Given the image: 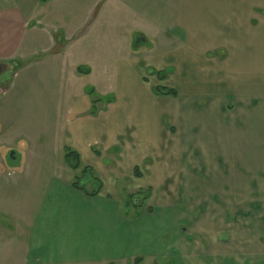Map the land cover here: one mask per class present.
I'll return each mask as SVG.
<instances>
[{
	"label": "crops",
	"instance_id": "1",
	"mask_svg": "<svg viewBox=\"0 0 264 264\" xmlns=\"http://www.w3.org/2000/svg\"><path fill=\"white\" fill-rule=\"evenodd\" d=\"M173 38L178 44L169 48ZM154 42L162 52L157 73L167 76L175 68L179 84L212 83L199 89L208 90L212 106L192 113L186 125L191 130L206 124L200 130L210 132L208 154L180 155L178 162L197 165L186 166L191 174L178 176L176 184L173 177L162 178L160 191L212 195V228H225V264H264V0H0V63L29 60L39 49L54 75L61 66L69 84L57 102L65 121L63 142H35L41 152L34 170L26 169L30 181L17 186L22 204L7 210V252L17 264H128L138 258L183 263L184 228L179 231L169 208L122 215L117 194L121 180L133 181L130 165H146L154 132L166 136L161 122H153L159 96L152 81H145ZM208 50L218 53L211 70L202 62ZM96 78L108 88L88 87ZM84 79L89 83L80 84ZM193 87L191 94L198 92ZM64 147L94 171L101 182L97 195L72 187L76 172L60 159ZM45 151L59 154V162ZM164 155L162 162L175 161ZM143 170L146 177L149 167ZM136 182L139 190L153 186Z\"/></svg>",
	"mask_w": 264,
	"mask_h": 264
},
{
	"label": "rangeland",
	"instance_id": "2",
	"mask_svg": "<svg viewBox=\"0 0 264 264\" xmlns=\"http://www.w3.org/2000/svg\"><path fill=\"white\" fill-rule=\"evenodd\" d=\"M175 40L176 42L173 40L170 42L169 48L178 44V40ZM148 46L150 45L147 43ZM149 52L153 54V66L148 68V78L145 81H152L154 91L156 88H170L176 92L177 96L156 97L158 99L154 97L153 122H161L166 131V138H157L154 132L153 147L149 151L146 150V165L149 167L146 177L144 176L146 171L143 170L146 165L133 164L134 166L130 165L132 169L131 178L133 179L131 181L133 183L131 181L127 183L129 179L121 180L118 183L117 194L120 200V213L130 215V209H135L133 212L138 214L140 210L148 212V209H151L153 214L156 215L169 208L168 213H170V216L175 221L180 222L179 231L184 228V233H181L184 238L182 240L184 245L181 248V254L183 253L184 256V261L181 259L182 264H225L223 255L225 228H212V195L174 193L167 196L160 191L162 178L173 177L176 184L178 176L188 177L191 174L192 170L187 169L186 166L197 165L194 162H190V164L189 162H178L177 158L180 155L187 158L202 154L203 150L206 151V155L208 154L207 150L210 146L207 142L210 132L200 130L206 124L200 126V123H195L196 128L191 130H188L186 125H189L192 113L197 115V111L212 106V96L208 95V90H199L208 88L212 83H193V80L189 79L188 83L179 84L175 68H173V73L168 72L166 78L160 81L156 75L159 66L157 67L155 61L157 57L161 56L162 52L157 42L151 44ZM105 53L108 54V52ZM163 54H165L164 50ZM216 54L218 55L212 50L202 52V62H206L204 65L208 70H211L212 57ZM8 65L9 68L4 67L0 70V264H17L20 263L19 259L9 257L11 253L7 252L9 244L12 243L8 239L10 233L7 228L10 227L12 220L7 210L9 208L14 209L18 205L17 203H21L22 195L17 186L20 182L27 183L30 181L25 177V172L26 169L27 171L34 170V161L41 152V148L38 147L39 143L42 141L40 144H45L48 140H56L61 144L63 142L62 127L65 121L61 113L63 110L62 105L60 107L57 102L60 103L66 97V87L69 84L67 85L65 82L61 66H59L57 74L54 75L52 72L53 67L46 62L42 50L39 49L36 50L34 57L31 59L16 60ZM190 78L193 77L190 76ZM90 81L94 84H90L88 87H92L95 91L102 88L107 89L109 86V84L102 83L99 78ZM83 83H89V80L80 81V84L83 85ZM193 86L198 92L191 94L189 92L194 91ZM159 93L161 92L159 91ZM199 94L203 97L199 98ZM108 95L111 96V92ZM230 105L228 104V107ZM59 109H61V112ZM142 117L141 115L137 116L138 119ZM179 125L184 126V129H180ZM3 134L6 138L2 136ZM202 135L204 137H201ZM28 137L30 139L29 143L26 141ZM200 138L203 141L201 143H199ZM33 141L34 143L39 142L35 143L37 146H34ZM8 145L12 146L8 147ZM167 153L175 157L173 163L162 162V155ZM59 154L61 161H63L64 149L62 154L61 152ZM47 155L54 156L58 161L56 152L48 153L45 151L44 156ZM29 166L31 167L28 169ZM135 168L139 170L140 177L134 176ZM79 171L71 175L72 181L78 182L89 192L95 190V183H85L86 179L84 180L81 177ZM92 173L94 174L93 170ZM137 180L140 181L139 184L141 182L146 183V181L151 182L155 187L149 183L150 186L148 187L140 190L136 189L134 186L138 184ZM125 182L130 186V191L124 189L123 185H127ZM175 190H182V188ZM186 190L192 191V188L186 185ZM138 209L140 210L138 211ZM258 228L260 226L254 230ZM254 230L250 232V241L252 240V242L256 241V236L253 235ZM11 236L15 238L16 231ZM260 238L261 235L258 240ZM168 239L169 234H166L163 241L167 242ZM258 244L262 246V241L259 240ZM177 262L179 261L177 260ZM141 264L163 263L159 260L154 262L151 258H145L141 261Z\"/></svg>",
	"mask_w": 264,
	"mask_h": 264
},
{
	"label": "trees",
	"instance_id": "3",
	"mask_svg": "<svg viewBox=\"0 0 264 264\" xmlns=\"http://www.w3.org/2000/svg\"><path fill=\"white\" fill-rule=\"evenodd\" d=\"M80 71H82L80 69ZM157 77L158 79L161 81V80H164L166 78V73L165 72H158L157 73ZM154 91V90H153ZM159 91L161 93H159ZM90 94H92V91L90 90L89 91ZM154 94H156L157 96H171V97H176L177 94L176 92L173 90V89H170V88H156L155 91H154ZM160 94V95H159ZM92 98H95V97H92ZM101 100L100 97H97L96 99H94L92 101V105L97 102H99ZM106 101H108L107 99H105ZM90 114L91 115H95L96 112L92 109L90 111ZM64 163L66 164V166L71 169L72 171L76 172L78 170H80L79 172L81 173V177L85 180L86 179V182L85 183H95V190H93L92 192H89L87 191L82 185H80L78 182H73L72 183V187L78 191H81L83 192L85 195H88V196H95L98 194V192L100 191L101 189V182L100 180L92 173V170L91 168L85 166V167H82L81 165V162H80V157H79V154L70 149V148H67V147H64ZM134 176L135 177H140V173H139V170L137 168L134 169ZM148 212H151V209H148ZM141 259H135L134 260V263L135 264H141Z\"/></svg>",
	"mask_w": 264,
	"mask_h": 264
},
{
	"label": "flooded vegetation",
	"instance_id": "4",
	"mask_svg": "<svg viewBox=\"0 0 264 264\" xmlns=\"http://www.w3.org/2000/svg\"><path fill=\"white\" fill-rule=\"evenodd\" d=\"M4 67H8L9 68V65H7V64H3V63H0V70L2 69V68H4Z\"/></svg>",
	"mask_w": 264,
	"mask_h": 264
},
{
	"label": "water",
	"instance_id": "5",
	"mask_svg": "<svg viewBox=\"0 0 264 264\" xmlns=\"http://www.w3.org/2000/svg\"><path fill=\"white\" fill-rule=\"evenodd\" d=\"M138 43H139V41L138 40H136V42H135V45H133V48L135 49V48H137V46H138Z\"/></svg>",
	"mask_w": 264,
	"mask_h": 264
}]
</instances>
